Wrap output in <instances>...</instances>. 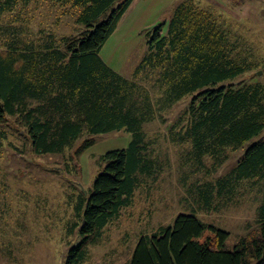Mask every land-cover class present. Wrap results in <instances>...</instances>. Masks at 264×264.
<instances>
[{
  "label": "trees",
  "instance_id": "trees-1",
  "mask_svg": "<svg viewBox=\"0 0 264 264\" xmlns=\"http://www.w3.org/2000/svg\"><path fill=\"white\" fill-rule=\"evenodd\" d=\"M1 1L2 11L33 1L72 7L82 27L78 35L58 38L43 31L34 39L25 37L22 25L0 26L2 137L4 129L20 126L31 150L44 155L63 153L83 136L78 153L92 146L98 134L133 135L127 148L102 156L104 171L93 190L79 193L80 239L64 264H84L89 245L99 242L105 229L133 205L145 178L162 172L150 154L145 125L158 119L166 124V114L187 98L185 109L168 127L172 143L186 148L184 166L202 174L206 160L216 170L229 152L244 150L227 176L186 186L193 211L213 212L233 200L240 186L250 191L256 186L262 196L257 227L228 249V231L195 214H180L173 225L141 235L129 264H264V84L255 81L257 74L238 80L259 68L264 74V59L240 36L233 40L213 10L183 0L168 29L159 25L150 34L134 79H127L100 52L134 0ZM151 80L149 89L145 82ZM207 230L211 234L205 237Z\"/></svg>",
  "mask_w": 264,
  "mask_h": 264
},
{
  "label": "rangeland",
  "instance_id": "rangeland-1",
  "mask_svg": "<svg viewBox=\"0 0 264 264\" xmlns=\"http://www.w3.org/2000/svg\"><path fill=\"white\" fill-rule=\"evenodd\" d=\"M182 1L134 0L102 48L101 58L123 77L134 79L150 34L159 25L165 31L168 29L175 8ZM194 1L213 10L233 40L240 36L257 58L264 59V0ZM77 17L78 10L72 7L33 1L11 11L0 9V26L22 25L28 38L37 39L43 31L60 38L79 34L82 27ZM255 75V81L264 84L261 68L238 80L248 81ZM153 81L145 82V86L151 89ZM152 91L157 94L156 89ZM188 101L189 98L183 100L166 114V124L158 119L145 125L150 154L157 158L163 170L157 177L145 178L146 182L136 191L133 205L105 229L99 242L89 245V258L84 264H129L141 235L173 225L180 214H195L205 224L228 231V249H234L241 236L257 227L262 196L256 194V186H250L251 191L240 186L233 200L219 204L213 212L193 211L195 206L186 186L215 183L227 176L244 150L229 152L228 160L216 170L211 167L212 161L206 160L207 168L202 174L184 166L186 148L172 143L168 127ZM2 129L0 264H64L68 250L80 239L76 226L79 193L93 190L96 177L104 171L102 156L127 148L133 135L126 131L98 134L92 146L78 153L86 139L83 136L63 153L36 155L20 126L4 129L5 137L1 135ZM210 234L207 230L205 237Z\"/></svg>",
  "mask_w": 264,
  "mask_h": 264
},
{
  "label": "water",
  "instance_id": "water-1",
  "mask_svg": "<svg viewBox=\"0 0 264 264\" xmlns=\"http://www.w3.org/2000/svg\"><path fill=\"white\" fill-rule=\"evenodd\" d=\"M262 72L260 71V72H258V75H260ZM85 194H87V192H85Z\"/></svg>",
  "mask_w": 264,
  "mask_h": 264
}]
</instances>
